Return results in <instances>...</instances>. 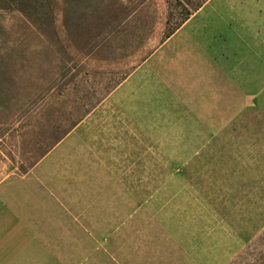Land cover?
I'll use <instances>...</instances> for the list:
<instances>
[{
	"label": "rangeland",
	"instance_id": "obj_1",
	"mask_svg": "<svg viewBox=\"0 0 264 264\" xmlns=\"http://www.w3.org/2000/svg\"><path fill=\"white\" fill-rule=\"evenodd\" d=\"M196 1L0 0V186L61 146L138 203L90 264H264V0Z\"/></svg>",
	"mask_w": 264,
	"mask_h": 264
},
{
	"label": "crops",
	"instance_id": "obj_2",
	"mask_svg": "<svg viewBox=\"0 0 264 264\" xmlns=\"http://www.w3.org/2000/svg\"><path fill=\"white\" fill-rule=\"evenodd\" d=\"M60 147L0 186V264H90L91 249H105L110 235L137 219L122 179L79 176L80 164L51 158L66 153Z\"/></svg>",
	"mask_w": 264,
	"mask_h": 264
},
{
	"label": "trees",
	"instance_id": "obj_3",
	"mask_svg": "<svg viewBox=\"0 0 264 264\" xmlns=\"http://www.w3.org/2000/svg\"><path fill=\"white\" fill-rule=\"evenodd\" d=\"M202 3H203L202 0H197L196 2H193V3H190L189 2V4H190L189 7L184 6L183 7V11H184L183 13H184V15L182 17V20H181L180 24L178 25V27L175 30H177L178 28H180V26L183 23H185L194 12H196L202 6ZM173 33H174V31L168 33L167 36L169 37Z\"/></svg>",
	"mask_w": 264,
	"mask_h": 264
}]
</instances>
